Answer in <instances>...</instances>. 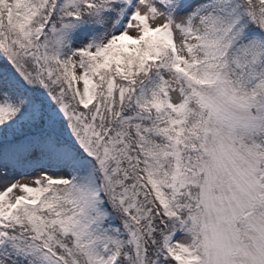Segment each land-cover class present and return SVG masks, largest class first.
I'll return each instance as SVG.
<instances>
[{"label": "snow or ice", "instance_id": "snow-or-ice-1", "mask_svg": "<svg viewBox=\"0 0 264 264\" xmlns=\"http://www.w3.org/2000/svg\"><path fill=\"white\" fill-rule=\"evenodd\" d=\"M0 264H264V0H0Z\"/></svg>", "mask_w": 264, "mask_h": 264}]
</instances>
